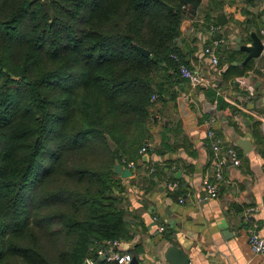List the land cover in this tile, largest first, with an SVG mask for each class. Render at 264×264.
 Wrapping results in <instances>:
<instances>
[{"label":"trees","instance_id":"16d2710c","mask_svg":"<svg viewBox=\"0 0 264 264\" xmlns=\"http://www.w3.org/2000/svg\"><path fill=\"white\" fill-rule=\"evenodd\" d=\"M192 6L0 0V264H120L96 252L127 236L112 165L159 70L177 73L170 54L187 62L175 38Z\"/></svg>","mask_w":264,"mask_h":264},{"label":"crops","instance_id":"0c3cea01","mask_svg":"<svg viewBox=\"0 0 264 264\" xmlns=\"http://www.w3.org/2000/svg\"><path fill=\"white\" fill-rule=\"evenodd\" d=\"M192 3L175 45L203 79L192 86L170 66L154 78L160 90L151 94L148 118L133 128L129 143L135 146L121 155L133 165L122 164L126 175L114 172L127 229L118 246L132 262L146 264H164L170 248L183 252L188 264H264L247 243L248 226L264 234V46L250 57L242 48L264 37V0ZM214 36L222 38L216 65L201 56L202 45ZM246 83L253 86L249 97ZM207 128L239 154L237 164L220 166L214 196L203 185L214 178ZM143 144L147 149L140 152Z\"/></svg>","mask_w":264,"mask_h":264},{"label":"built area","instance_id":"2783aa9c","mask_svg":"<svg viewBox=\"0 0 264 264\" xmlns=\"http://www.w3.org/2000/svg\"><path fill=\"white\" fill-rule=\"evenodd\" d=\"M212 27H215L212 25ZM264 32V25L260 29ZM222 41L219 36L211 37L207 42L202 45L201 56L207 59L211 64L216 65L218 63V45ZM264 46V37L261 40ZM171 57L176 61V71L184 79H186L190 85H197L203 79V76L199 71L192 69L187 62H184L177 54L171 53ZM247 96L253 94V86L251 83H246ZM152 97V95H151ZM206 136L208 137L207 144L210 150L215 156L214 161V178L204 179L203 185L208 192V195L214 196L217 193V180L221 178L220 166L229 161L230 163L237 164L239 162V155L237 150L230 145H225L222 143L221 137L214 132L212 128H207ZM147 146L145 144L139 147V151H146ZM127 166H132L133 161H126ZM262 168H264V162L262 163ZM172 185L175 182H171ZM181 199V198H180ZM153 220L156 219V215L152 216ZM164 224L158 223V229H163ZM102 247H98L96 252L99 255H103L106 259L115 260L121 264H146L141 262H132V256L130 252L124 251L119 248V240L117 238L106 239ZM247 243L256 253H260L264 258V234H261L255 229V224L247 227ZM89 264H92L91 260L86 258Z\"/></svg>","mask_w":264,"mask_h":264},{"label":"water","instance_id":"95a60500","mask_svg":"<svg viewBox=\"0 0 264 264\" xmlns=\"http://www.w3.org/2000/svg\"><path fill=\"white\" fill-rule=\"evenodd\" d=\"M261 18L264 22V15H261ZM222 19L217 17V22L222 23ZM245 51H247V57L258 55L260 50L262 49V45L260 40L257 37H253L251 40V44L249 46H243L242 47ZM137 49L141 51L143 54L147 55L149 51L140 46L137 45ZM207 104H209L207 102ZM209 111H212V109L209 108ZM249 143H245L243 145V148L246 150L249 148ZM112 169L115 173L126 175L129 172V169L127 167H123L120 162H114L112 165ZM99 257L103 258V255H100ZM188 257L181 252L178 248H170V250L167 251L166 254V262L164 264H188ZM82 264H89L87 260H84Z\"/></svg>","mask_w":264,"mask_h":264},{"label":"rangeland","instance_id":"374dc122","mask_svg":"<svg viewBox=\"0 0 264 264\" xmlns=\"http://www.w3.org/2000/svg\"><path fill=\"white\" fill-rule=\"evenodd\" d=\"M49 92L52 93L51 95H55L54 88H52V86L49 88Z\"/></svg>","mask_w":264,"mask_h":264}]
</instances>
